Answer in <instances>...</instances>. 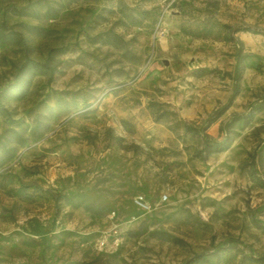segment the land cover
Segmentation results:
<instances>
[{
  "label": "rangeland",
  "instance_id": "1",
  "mask_svg": "<svg viewBox=\"0 0 264 264\" xmlns=\"http://www.w3.org/2000/svg\"><path fill=\"white\" fill-rule=\"evenodd\" d=\"M0 264H264V0H0Z\"/></svg>",
  "mask_w": 264,
  "mask_h": 264
},
{
  "label": "trees",
  "instance_id": "2",
  "mask_svg": "<svg viewBox=\"0 0 264 264\" xmlns=\"http://www.w3.org/2000/svg\"><path fill=\"white\" fill-rule=\"evenodd\" d=\"M227 74H229L235 79L239 78V76L241 75V61L240 60L237 61L234 72H227ZM237 88H238V85L236 86V89ZM207 121H208L207 123H211L213 120L209 118ZM190 128H193V127H190ZM227 141H228L227 137L222 140H217L211 137L209 134H207L205 136V147L206 148L220 147L223 144H225ZM233 242H240L244 244V242L240 239L229 238V239H225L217 243L215 245V251L220 250V249H225L229 247ZM250 250L251 252L254 251L253 248H250Z\"/></svg>",
  "mask_w": 264,
  "mask_h": 264
},
{
  "label": "built area",
  "instance_id": "3",
  "mask_svg": "<svg viewBox=\"0 0 264 264\" xmlns=\"http://www.w3.org/2000/svg\"><path fill=\"white\" fill-rule=\"evenodd\" d=\"M139 202L143 203V201H142V200H139Z\"/></svg>",
  "mask_w": 264,
  "mask_h": 264
}]
</instances>
